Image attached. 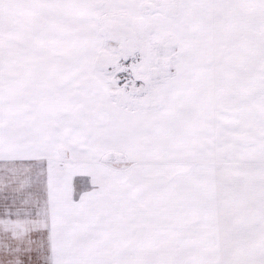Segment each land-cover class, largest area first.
<instances>
[{
	"label": "snow or ice",
	"instance_id": "obj_1",
	"mask_svg": "<svg viewBox=\"0 0 264 264\" xmlns=\"http://www.w3.org/2000/svg\"><path fill=\"white\" fill-rule=\"evenodd\" d=\"M0 264H264V0H0Z\"/></svg>",
	"mask_w": 264,
	"mask_h": 264
}]
</instances>
